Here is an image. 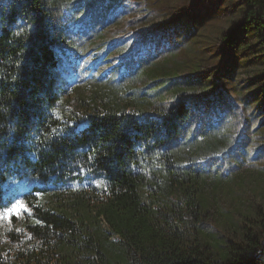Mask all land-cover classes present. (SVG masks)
Wrapping results in <instances>:
<instances>
[{
	"label": "trees",
	"instance_id": "16d2710c",
	"mask_svg": "<svg viewBox=\"0 0 264 264\" xmlns=\"http://www.w3.org/2000/svg\"><path fill=\"white\" fill-rule=\"evenodd\" d=\"M133 1L191 27L71 86L124 0H0V264H264V0Z\"/></svg>",
	"mask_w": 264,
	"mask_h": 264
},
{
	"label": "rangeland",
	"instance_id": "374dc122",
	"mask_svg": "<svg viewBox=\"0 0 264 264\" xmlns=\"http://www.w3.org/2000/svg\"><path fill=\"white\" fill-rule=\"evenodd\" d=\"M177 2L178 0H171L170 3ZM155 7L144 6L133 0L117 4L84 58L76 60L67 54L62 56L59 70L63 79L75 86L81 82V77H106L113 65L145 42L153 40L156 41L155 44L162 46L174 33H184L191 27L184 14ZM235 82H242L244 85L246 78L238 74ZM245 197L248 196H243V199ZM7 223V218H0V228Z\"/></svg>",
	"mask_w": 264,
	"mask_h": 264
},
{
	"label": "snow or ice",
	"instance_id": "6c2138e0",
	"mask_svg": "<svg viewBox=\"0 0 264 264\" xmlns=\"http://www.w3.org/2000/svg\"><path fill=\"white\" fill-rule=\"evenodd\" d=\"M23 208H24L23 204H18L14 206L13 208L9 209L7 215L11 216L13 213H15L16 215H19ZM0 218H3V217H0Z\"/></svg>",
	"mask_w": 264,
	"mask_h": 264
}]
</instances>
